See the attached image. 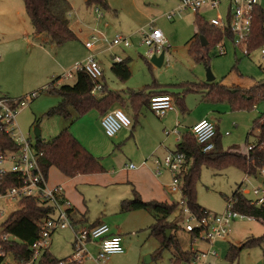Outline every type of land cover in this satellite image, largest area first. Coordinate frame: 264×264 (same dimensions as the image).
<instances>
[{"label":"rangeland","instance_id":"374dc122","mask_svg":"<svg viewBox=\"0 0 264 264\" xmlns=\"http://www.w3.org/2000/svg\"><path fill=\"white\" fill-rule=\"evenodd\" d=\"M145 2L148 7L152 8V11L148 13L147 24L140 28L146 30L149 23L154 22L152 25L161 29L168 46L166 48L167 60L159 67L152 64L151 68H149L146 64V61L150 59L146 54L148 46L141 44L142 29L139 28L131 37L130 47L115 48L122 57L129 58L130 77L126 81L119 80L113 74L110 69L112 61L109 59L108 54L103 53L97 56L98 60L103 64L104 80L108 88L119 92L126 91L127 89L139 91L145 85L156 80L163 84L164 87H167L175 96L182 97L184 95L183 100L188 102L189 112L191 110H193L191 112H195L196 102L202 98L203 92H187L183 94L180 88L169 85L182 82H205L207 67L211 69L215 77L214 82L227 86L249 88L264 79V57L261 54L262 47L253 49L248 56H245L227 41L225 53H219L218 46L214 45L208 48L207 55H205L207 58L206 61L201 59L196 60L195 55L189 51L190 44L195 39V26L192 13L187 10L182 15L176 16L173 20H168L165 17V13L174 7L173 0H145ZM0 3L3 6L1 10V27L5 30L7 39L6 51L3 54V58L9 56L8 59H5L4 65L2 66L4 67L3 72H6L2 82L5 83V87L14 97H23L31 92H37L36 97L29 100L23 108L18 109L16 121L19 128L26 137L30 138L34 145L36 143L34 128L39 129L41 139L44 142L49 141L69 125H71L70 128L72 127V132L76 127L83 129L86 125V119L89 124L92 122L91 115L95 113L94 110L75 119L72 124L70 123V119L66 120L60 116H47L45 112L58 103L59 96L49 91V89L45 90V88L55 78H58L59 83L72 84L75 80L76 69V58L74 57L78 56L79 58V56H85L89 52L78 41L62 43L57 46L56 43H46L34 39L32 32L27 30L28 27H31V22L25 12L22 1L1 0ZM259 5L264 9V0H260ZM226 6L227 3L223 2L217 11L203 8L200 14L206 20L216 16L218 13L224 17L226 15ZM121 18L123 28L128 29L131 25L129 20L124 15H121ZM22 32L29 33V40L22 38L24 37ZM81 49L83 51L82 54L79 53ZM234 65L236 66L235 68ZM43 85L45 87L41 88ZM96 95L99 96L100 93L97 92ZM213 104L217 105L216 109L220 111L217 113L214 112L215 118H222V123L226 125V130L229 132L228 135L223 136L222 147L224 149L246 153L247 144L252 143V135L248 134L249 130L252 126L253 119L259 113L264 112V101L258 102L252 111H233L227 102ZM118 106L114 105L108 110ZM140 112L141 117L142 115L150 114L156 119H160L148 107H142ZM189 112L182 115L186 116ZM232 122L235 125H231ZM168 130L171 129H167L166 131ZM166 131L164 132L163 140L156 147L165 149L164 155L168 150H175V148L170 147L166 143V139L172 135L166 136ZM76 132L79 134V131ZM96 133L95 136L102 143L103 141L105 143L108 140H113L107 136H103L102 138L99 132ZM143 143L148 144L150 140L143 139ZM132 148L133 144L130 141L121 144V150L126 151ZM114 153L118 154L116 150ZM153 153L145 157L144 160L148 161L152 159L154 162V159L162 160L164 157L163 155L157 158L153 156ZM105 156L103 158L104 162L109 161L107 158L109 153ZM121 160V164H128L129 160L127 158H122ZM60 173L64 175L62 172ZM169 178L170 183L171 176ZM244 178V173L232 166L223 169L202 166L200 177L196 183L197 203L210 212L222 213L227 208V198L232 195L238 185L247 184V188L251 187L250 184L244 181ZM250 180L256 185L264 184V176L257 178L251 177ZM118 187L112 185L98 186L89 183L78 185L77 188L80 190L83 189L87 194L85 203L89 208L88 218L90 220L102 216L101 213H112L115 216L120 215V199L118 198L120 193ZM124 187L125 185H121V191ZM178 192V190L173 192L171 197L177 199ZM244 197L249 199L251 195L245 193ZM17 207V199L9 201L6 198H0V212H2L0 214V222L6 219ZM129 215L133 218L123 224L122 228L124 231L121 232L124 253L111 254L102 264H172L173 247L162 248L160 255H155V251L159 248V242L156 238L149 235L148 226L153 223L152 216L143 210ZM168 221L175 224L172 234L178 238L182 250H190L192 247V239L189 233L184 230L183 216L178 209L169 216ZM262 233L263 226L257 220L236 218L232 222L228 234L218 238L217 243L215 242L213 249L216 250L217 257L214 260L212 259V264H257L260 257L263 260L264 245L262 247L242 248L239 252L238 259L232 263L224 259V254L229 242H244L246 237H257L262 235ZM72 240L73 234L69 228L56 229L49 239L48 250L50 255L55 259L67 257L71 252ZM197 247L205 249L207 244L200 242L197 244ZM148 256L152 257V261H146ZM78 264L96 263L91 259H84Z\"/></svg>","mask_w":264,"mask_h":264},{"label":"trees","instance_id":"16d2710c","mask_svg":"<svg viewBox=\"0 0 264 264\" xmlns=\"http://www.w3.org/2000/svg\"><path fill=\"white\" fill-rule=\"evenodd\" d=\"M33 6H40L47 15L51 16L61 26L68 27L69 19L67 12L69 4L66 0H30ZM88 5H96L102 10H109L107 0H87ZM34 12V11H33ZM195 26V39L191 42L189 51L195 55L196 60H207L208 48L218 44L223 33L210 25L208 21L199 13L193 18ZM45 35L49 34L51 40L56 38L43 27ZM200 36L205 40L202 44ZM250 49L264 46V9L258 4L253 10L252 32L250 38ZM151 68L152 63L146 61ZM236 66L234 65V68ZM113 74L121 81H126L130 77L129 58H122L120 62H112L110 66ZM55 83V84H54ZM99 83L100 95L91 94V90ZM45 90L54 92L59 96L56 105L50 107L45 115L60 116L70 123L87 114L89 111H96L99 115L105 113L114 105L121 107L128 106L137 114L143 106L149 107L150 97L158 92L159 95H170L182 111L185 110L184 95L175 96L169 89L157 90L159 84L153 80L150 84L139 91L127 89L119 92L108 88L103 76L100 80L91 78L81 69L75 70V80L72 84L59 83L55 78L52 83L46 85ZM169 86L178 87L182 93L203 92V98L211 103L227 102L231 110L252 111L258 102L264 101V79L250 86L241 88L238 86H227L217 82H182ZM20 98V97H19ZM70 126L62 129L56 136L44 142L41 138H35V146L41 150L39 164L47 177L50 167L54 166L67 177L79 174L100 173L104 171L99 159L93 155L81 142L74 136ZM257 132L253 133L254 130ZM252 135L254 147L247 154L239 151L223 150L217 138L214 139V146L209 151H202L201 147L194 141L192 135L184 133L176 150L186 154L184 169L179 175L181 197L186 199L189 208L196 211L201 208L196 201V183L200 177L201 167L206 166L213 169H223L234 167L241 170L244 174H253L264 166V112L259 113L252 122L249 130ZM261 146V148H259ZM16 145L13 140L4 132L0 133V152L15 150ZM22 178L13 172H7L0 178V193H4L11 186L21 184ZM238 188V186H237ZM234 190L233 209L252 216L264 227V204L252 205L248 199ZM18 207L1 222L2 231L9 235L3 242L4 249L11 252L17 259H27L31 255L30 245L40 236V223L43 219L50 218L54 209L47 201L41 200L36 196H22L17 199ZM178 208V202H162L157 200L144 201L136 190H132L131 198L120 201L119 210L130 212L135 210L147 211L153 218V223L148 227L149 235L156 238L159 248L155 255L159 256L162 248L173 247L172 264L189 263L195 255V250H182L178 238L172 234L175 224L168 221V218ZM71 208L67 209V214L71 223L80 226L81 221L72 218ZM99 224V223H97ZM93 224L91 226L97 225ZM89 226V227H91ZM169 230V234L166 231ZM192 238L195 233H189ZM264 244V233L257 237H249L240 245L230 243L225 254V259L232 263L244 247H262ZM152 259V257H150ZM54 257L47 259V264H56Z\"/></svg>","mask_w":264,"mask_h":264},{"label":"built area","instance_id":"2783aa9c","mask_svg":"<svg viewBox=\"0 0 264 264\" xmlns=\"http://www.w3.org/2000/svg\"><path fill=\"white\" fill-rule=\"evenodd\" d=\"M173 1L174 7L165 13L168 20H173L187 10L192 15L200 13L203 8L217 11L221 3L226 2V15L224 17L217 12L216 16L207 20L210 25L219 29L224 35L222 40L216 44L218 52L221 54L226 52L225 45L227 41L242 55L248 56L253 50L250 49L249 44L253 10L260 0ZM93 11L97 17L102 16V10L98 6H94ZM141 29V44L148 46L147 56L150 58L152 55H158L163 51L162 63H164L167 60L166 48L168 46L161 29L152 24L146 30ZM84 45L89 54L75 68L85 71L95 80H100L103 72L101 61L98 60L97 56L106 53L112 62H120L122 60L121 55L113 51L117 47H130L131 38L129 35L118 32L109 38L104 31L92 28L90 35L84 41ZM261 54L264 57V46L261 48ZM100 89L101 85L97 83L91 90V94L96 95ZM36 96L37 92L35 91L20 98L0 95V133H6L16 145L15 150L0 152V178L7 172H13L18 174L23 181L19 185L11 186L6 192L0 193V198H6L10 201L22 196H36L47 201L53 207L54 213L50 218L41 221L40 236L31 243V255L27 259H17L11 252L4 249L3 242L9 238V235L2 231L1 221L0 264H47V259L51 258L48 250L49 239L56 229L62 228H69L72 231V250L67 257L58 259L56 264H78L84 259H91L96 264H102L109 255L124 253L121 237L109 234V226L106 223H99L91 227L75 226L71 223L67 214V209L71 208L69 200L64 197L59 186L49 187L47 185V177L39 164V157L42 152L36 148L30 138L26 137L17 124L16 114L18 109L23 108L29 100ZM174 107V100L168 94L152 95L150 97L149 109L158 118L164 117ZM131 124L130 117L118 107H114L100 116V125L107 137H114L121 129H130ZM174 132L175 129L168 130L166 136ZM188 132L202 151L206 152L213 148L216 130L215 124L211 120L202 119L198 121L188 128ZM253 147V143H248L246 154ZM185 160L186 154L176 149L173 151L168 150L162 160L154 159V163L158 168L157 173H160V168H164L171 173V181L168 185L170 192L178 190L181 193L179 175L184 169ZM129 166L134 167L133 164ZM244 175V181L250 184L251 187L247 188V184L238 185V193L242 196L249 193L251 198L248 199V202L252 205L264 204V184L256 185L250 180L251 177H263L264 166L257 169L253 174L245 173ZM233 202L234 199L229 198L227 208L222 213H214L204 208L193 211L187 205L186 199L180 197L178 208L183 216L184 230L188 233H195L191 238V249L195 250V255L191 262L185 264H212L210 259L217 256L216 250L212 247L214 241L228 234L231 224L236 218L253 219L252 216L233 209ZM200 242L206 243L207 247L205 249L197 247ZM90 246L97 248L95 253L91 251Z\"/></svg>","mask_w":264,"mask_h":264},{"label":"crops","instance_id":"0c3cea01","mask_svg":"<svg viewBox=\"0 0 264 264\" xmlns=\"http://www.w3.org/2000/svg\"><path fill=\"white\" fill-rule=\"evenodd\" d=\"M21 1L24 5L25 12L31 22V27H28L29 29L27 28V30L32 32L34 39H38L46 43H56L57 46L61 45L62 43L65 44L78 41L81 42L85 47L84 41L90 35L92 28L104 31L109 38L112 37L116 32L129 35L131 38L132 35H134L140 27L147 24L148 13L152 11V8L146 5L145 0H107L109 10L101 9L102 16L97 17L93 11V7L96 5H88L87 0H66L69 4V9L67 12L69 25L65 28L61 26L57 21H55L51 16L47 15L40 6H33L30 0ZM2 8L3 6L0 5V95L19 98L16 96H12L9 90L5 87V83L2 82V79L6 75V72H3L4 67L2 66L4 65L5 59L9 58V56H5V58H3V54L6 51L7 39L6 32L1 27ZM121 15H124L131 24L128 29L123 28L121 24ZM194 16L195 15H193V18ZM153 23H149V25ZM43 27L47 28L56 39L51 40L49 34L45 35L42 31ZM22 34L24 35V37H22L24 40H29L30 36L28 32H22ZM82 49L81 52H79L80 54L83 53ZM113 52L118 54V51L116 49H114ZM87 55H81L79 56V58L78 56H75L74 58H76V65L81 63ZM77 61L80 62L77 63ZM101 66L103 72L102 63ZM102 76L104 78L103 73ZM156 82L159 83L158 81ZM43 87H45V85L41 86V88ZM156 89L159 91L168 88L159 86ZM154 95L159 94L157 92ZM184 105L185 110L182 111L181 108H179V106L175 103L174 109L168 111L165 116L160 119H156L150 114H145L141 117L140 111L142 110V108L137 114H134L133 110L130 107L118 106V108L122 109L130 117L132 122L131 127L130 129H121L115 137H109L113 140H108L105 143L104 141L102 143L100 139L95 136L97 134L96 132H99L102 138L103 136H106L100 125L101 115H99L96 111H94V115H91L92 122L90 124L86 119V125L83 129L77 127L73 129L72 133L74 134V136L81 142V144H83L93 155H95L99 159V162L103 166L104 171L100 173L79 174L73 177H67L65 175H62L54 166H52L49 168L47 173V185L49 187L59 186L61 188L64 197L69 200L71 204L70 213L72 215V218L76 221H81L80 226L89 227L97 223H106L109 226V234L119 235L121 237V242L123 245V236L121 235V232L124 231V229L122 228V226L125 222L133 218L129 214L138 212L139 210L130 212H121L119 210L120 215L117 216L112 213H101L102 216L97 217L94 220H90V218H88L89 208L85 203L87 194L83 189L80 190L77 188L79 184L89 183L98 186H119L118 188L120 196L118 198L120 199V201L122 199L131 198L132 190L134 189L139 193L140 197L144 201L157 200L168 203L178 202L181 197V193L178 192V198L173 199L171 197L173 192H170L167 188L171 173L164 168L160 169V173H157L156 171L158 168L156 167L152 159L148 161L144 160V158L153 153V151V156L157 158H160L164 155L165 149L156 147L158 143L163 140L164 132L167 129H175L174 133L176 134H170L171 136L166 139V143L170 147L176 149V145L180 141L181 136L184 133L188 132L189 127L202 119H209L215 124L216 135L214 139L217 138V141L221 148L223 150L235 151L231 149H224L222 147L223 136L228 135L229 132L228 130H226V125L222 123V118H215L216 116L214 112H220L216 109L217 105L206 101L203 96L199 101L196 102L195 112H191L193 110L189 112V106L186 100L184 101ZM186 112H189L188 115L183 116L182 114H185ZM233 123L234 122H232L231 125H235ZM70 129L72 131V127ZM76 131H79V134ZM96 138H98V140H96ZM143 139H149L150 143H143ZM128 141L133 144V148L126 151L121 150V144H124ZM115 150L118 152V154L114 153ZM107 153H109V156L107 157L109 161L104 162L103 158L106 157L105 155ZM122 158H127L129 160L128 164H121ZM130 164H133L134 167H130ZM121 185H125L122 191ZM247 238L249 237H246V239ZM217 240L214 241L212 247L215 245V242ZM230 243L231 242H229V244ZM241 243L242 242L239 241L232 244L240 245ZM227 248L228 247H226V250ZM90 249L93 253H95L97 250L95 246H90ZM216 257L211 258V262L212 259L214 260ZM263 260L260 257L257 264H262V262L264 264ZM150 261H152L151 258Z\"/></svg>","mask_w":264,"mask_h":264},{"label":"water","instance_id":"95a60500","mask_svg":"<svg viewBox=\"0 0 264 264\" xmlns=\"http://www.w3.org/2000/svg\"><path fill=\"white\" fill-rule=\"evenodd\" d=\"M200 39H201V41H202V44H205V43H206L202 36H200ZM163 56H164V52L162 51V52L159 53L158 55H156V54L152 55V56L150 57L149 61H150L153 65L159 67V66H161V64H162V62H163ZM214 80H215V77H214V75H213L211 69H210L209 67H207V68H206L205 81H206V82H212V81H214ZM34 137H35V138H41V136H40V131H39V129H37V128H34ZM169 232H170L169 230L166 231L167 234H169ZM146 261H147V262L150 261V257H149V256L147 257V260H146Z\"/></svg>","mask_w":264,"mask_h":264}]
</instances>
